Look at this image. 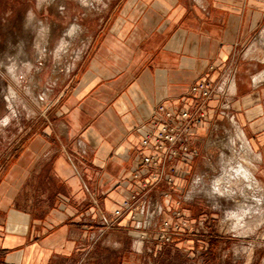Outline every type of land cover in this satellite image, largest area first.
<instances>
[{"label":"crops","instance_id":"obj_1","mask_svg":"<svg viewBox=\"0 0 264 264\" xmlns=\"http://www.w3.org/2000/svg\"><path fill=\"white\" fill-rule=\"evenodd\" d=\"M89 12L53 122L0 150V264H89L103 233L134 226L128 214L100 221L134 187L154 107H190L200 80L236 72L235 123L263 154L264 0H107ZM190 169L180 165L176 184Z\"/></svg>","mask_w":264,"mask_h":264},{"label":"rangeland","instance_id":"obj_2","mask_svg":"<svg viewBox=\"0 0 264 264\" xmlns=\"http://www.w3.org/2000/svg\"><path fill=\"white\" fill-rule=\"evenodd\" d=\"M91 2L0 0V150L11 142L16 147L22 135L53 122L55 102L86 42L84 31L92 21L86 11L98 13L107 0ZM73 24L78 27L71 32ZM212 115L211 110L204 126V152L197 150L193 169L175 183L171 198L160 194L165 185L150 191L163 207L153 227L143 231L128 222L121 231L103 233L106 243L91 248L89 264H118L120 256L121 264H264V146L260 160L255 147L247 158L236 136L241 127L225 115ZM219 177L228 185L225 195L215 196L212 187ZM246 200L256 205L248 226L236 229L227 218ZM175 209L185 214L189 228L176 231L170 243L159 242L156 235L164 221L176 220ZM95 234L100 237V230Z\"/></svg>","mask_w":264,"mask_h":264},{"label":"built area","instance_id":"obj_3","mask_svg":"<svg viewBox=\"0 0 264 264\" xmlns=\"http://www.w3.org/2000/svg\"><path fill=\"white\" fill-rule=\"evenodd\" d=\"M235 75L236 72L231 70L223 72L221 78L203 79L194 83L188 93V97L192 99L190 107H167L164 104L154 107L132 174L134 187L119 207L101 219L103 227L114 226L126 214L130 215L134 227L139 230L148 231L153 227L154 217L162 213L163 207L148 195L152 189L165 185L166 188L160 194L171 198L180 165L188 166L195 158L199 141L197 129L209 120L212 110L210 102L217 101L213 112L225 115L235 122L231 106V86ZM154 205L156 207L152 209ZM172 215L176 220L164 221L163 231L156 235L159 242L170 243L176 231L189 228V221L180 209L172 211Z\"/></svg>","mask_w":264,"mask_h":264},{"label":"bare ground","instance_id":"obj_4","mask_svg":"<svg viewBox=\"0 0 264 264\" xmlns=\"http://www.w3.org/2000/svg\"><path fill=\"white\" fill-rule=\"evenodd\" d=\"M92 0H83V3H84V5H89L90 4V2H91ZM92 3V2H91ZM77 25L76 24H73L72 26H71V32H74V31H76V29H77ZM66 41V39L63 41V42H65ZM261 75V74H260ZM258 76V77H256V78H254V81H255V83H258V81H260V80H262V79H264V74H262L261 76ZM260 83V82H259ZM233 89V92H234V87L232 88ZM236 136H237V138L244 144V146H245V148H246V153H247V155L249 154V156L247 157V158H249V157H252V155L251 154H253L252 153V150H253V148H252V146H251V144L249 143V141H248V138H247V136H246V134H245V132H244V130L243 129H241V128H237V131H236ZM244 148V149H245ZM221 154H223L224 155V153H221ZM236 154V153H235ZM257 154V156L255 157L256 159H259L260 160V158H262V154L261 153H256ZM226 156H227V154H226ZM236 157V156H235ZM226 159H227V157H226ZM227 161V160H226ZM223 162V161H222ZM224 163H225V161H224ZM238 164H239V162H238ZM228 165H229V163H228ZM232 165V164H231ZM223 167L225 168V166L223 165ZM242 167V166H241ZM228 169V168H227ZM226 169V170H227ZM235 169V168H234ZM243 169V168H242ZM243 171V170H242ZM240 172V171H239ZM226 174H228V173H226ZM236 174V173H235ZM238 174V173H237ZM236 174V175H237ZM229 175V174H228ZM230 176H231V174H230ZM231 178V177H230ZM230 181V180H229ZM234 181V180H233ZM249 182H250V180H249ZM226 185H228L227 183H226V180L224 181V178L223 177H219V178H217L216 180H215V182H214V186L212 187V190H213V192H215V196H216V194H224L225 193V187H226ZM230 186V185H229ZM227 188V187H226ZM246 188V187H245ZM226 194V193H225ZM224 194V195H225ZM222 196V195H221ZM245 200V199H244ZM240 201V200H239ZM239 203V202H238ZM240 206H239V210H237V211H233L232 212V214L227 218L228 220H230V221H232V223L234 224V226H235V228L236 229H244V228H246L247 226H248V224H249V214L251 213V211L253 210V208L255 207V205H254V203L252 202H250L249 200H246L245 202H240V204H239ZM261 208V207H260ZM254 213V212H253ZM249 216V217H248ZM255 216V215H254ZM257 217V216H256ZM259 218V217H258ZM264 220V219H263ZM254 221V220H253ZM254 223H255V221H254ZM251 224V223H250Z\"/></svg>","mask_w":264,"mask_h":264}]
</instances>
